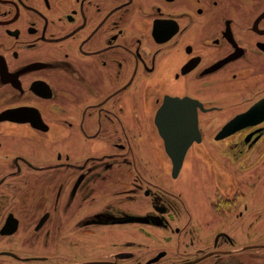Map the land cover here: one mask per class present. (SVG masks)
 Instances as JSON below:
<instances>
[{
    "label": "flooded vegetation",
    "instance_id": "obj_1",
    "mask_svg": "<svg viewBox=\"0 0 264 264\" xmlns=\"http://www.w3.org/2000/svg\"><path fill=\"white\" fill-rule=\"evenodd\" d=\"M0 264H264V0H0Z\"/></svg>",
    "mask_w": 264,
    "mask_h": 264
},
{
    "label": "water",
    "instance_id": "obj_2",
    "mask_svg": "<svg viewBox=\"0 0 264 264\" xmlns=\"http://www.w3.org/2000/svg\"><path fill=\"white\" fill-rule=\"evenodd\" d=\"M169 146H170V142H168L167 140H165V147L166 149L169 151ZM180 162H174V167L177 168L179 167Z\"/></svg>",
    "mask_w": 264,
    "mask_h": 264
}]
</instances>
